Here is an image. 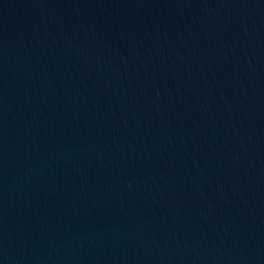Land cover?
<instances>
[{
    "label": "water",
    "instance_id": "95a60500",
    "mask_svg": "<svg viewBox=\"0 0 264 264\" xmlns=\"http://www.w3.org/2000/svg\"><path fill=\"white\" fill-rule=\"evenodd\" d=\"M0 264H264V55L211 0H0Z\"/></svg>",
    "mask_w": 264,
    "mask_h": 264
}]
</instances>
